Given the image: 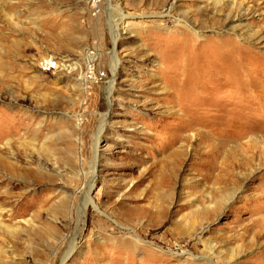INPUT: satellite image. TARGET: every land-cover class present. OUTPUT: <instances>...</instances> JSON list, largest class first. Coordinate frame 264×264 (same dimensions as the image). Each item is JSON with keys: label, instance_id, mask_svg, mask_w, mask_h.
Wrapping results in <instances>:
<instances>
[{"label": "rangeland", "instance_id": "1", "mask_svg": "<svg viewBox=\"0 0 264 264\" xmlns=\"http://www.w3.org/2000/svg\"><path fill=\"white\" fill-rule=\"evenodd\" d=\"M91 3L0 0V264H264V0Z\"/></svg>", "mask_w": 264, "mask_h": 264}, {"label": "bare ground", "instance_id": "2", "mask_svg": "<svg viewBox=\"0 0 264 264\" xmlns=\"http://www.w3.org/2000/svg\"><path fill=\"white\" fill-rule=\"evenodd\" d=\"M114 30V32H115V46L117 45V42H118V26H116L115 27V29H113ZM90 56V55H89ZM114 56V55H113ZM93 58V57H92ZM116 59V58H115ZM117 64H118V60H115V63H114V72H116V67H117ZM113 84L114 83H111V85H110V89H109V91H108V93H109V97H110V95L112 94V92H113V89H114V86H113ZM104 128H105V124L104 125H102L101 127H100V129H99V132H98V136H97V141H96V146H97V150H96V153H95V155H96V160L98 159V148H99V143H100V140H101V136H102V133H103V131H104ZM92 183H93V181H91L90 182V184L88 185V187H87V191H86V194L84 195V200H83V205L81 206V208H79V216L80 217H82V216H84L85 215V213H86V211H87V209H88V207H90V206H96L95 204H94V202L90 199V192H91V190H92V188H93V185H92ZM81 220V219H80ZM74 252V248H71V250H70V252H69V254H68V256H67V259L72 255V253Z\"/></svg>", "mask_w": 264, "mask_h": 264}, {"label": "built area", "instance_id": "3", "mask_svg": "<svg viewBox=\"0 0 264 264\" xmlns=\"http://www.w3.org/2000/svg\"><path fill=\"white\" fill-rule=\"evenodd\" d=\"M91 2H92L91 5H92L93 13L94 14L99 13L102 0H91ZM42 66H43V69L46 71H51L52 69L55 68V64L50 61L43 62Z\"/></svg>", "mask_w": 264, "mask_h": 264}]
</instances>
